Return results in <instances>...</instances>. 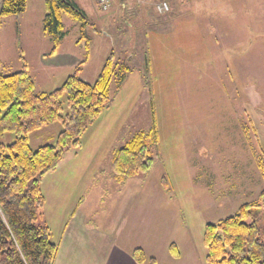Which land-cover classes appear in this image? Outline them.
Returning a JSON list of instances; mask_svg holds the SVG:
<instances>
[{"label":"rangeland","instance_id":"obj_1","mask_svg":"<svg viewBox=\"0 0 264 264\" xmlns=\"http://www.w3.org/2000/svg\"><path fill=\"white\" fill-rule=\"evenodd\" d=\"M70 1L101 34L88 27L77 44L79 25L65 17L61 62L78 61L79 78L93 85L112 57L113 102L46 176L43 194L70 195L74 205L84 199L83 215L95 213L99 231L124 252L140 249L156 264H206L205 226L233 217L264 190V0H115L107 12L95 0ZM27 2L34 18L44 0ZM161 3L173 10L157 13ZM2 22L1 73L10 75L22 66L17 26ZM30 63L38 94L60 89L75 70L42 78ZM62 105L65 116V96ZM60 131L54 123L30 134L31 149L54 145ZM138 134L154 165L119 183L113 154ZM15 139L5 133L0 144Z\"/></svg>","mask_w":264,"mask_h":264},{"label":"trees","instance_id":"obj_2","mask_svg":"<svg viewBox=\"0 0 264 264\" xmlns=\"http://www.w3.org/2000/svg\"><path fill=\"white\" fill-rule=\"evenodd\" d=\"M26 6L27 0H1L0 23L23 14ZM44 8L43 33L52 42L51 55L66 36L64 16L79 25V42L88 27L101 34L70 0H44ZM20 60L19 72L3 75L0 71V138L5 133L16 136L9 146L0 144V264H55L58 249L51 241L50 230L38 224L45 206L42 180L56 170L66 152L81 147L84 131L112 104L113 58L107 59L93 85L79 78L78 65L61 88L49 94L36 93L26 62L21 56ZM125 78L124 73L118 78L117 92ZM64 96L68 111L62 116ZM54 123L61 125L55 144L32 150L28 136ZM150 148L144 135L138 134L115 151L113 178L124 183L148 174L154 165ZM263 216L264 190L257 202L241 206L233 217L206 225V264H264ZM170 251L173 258H179L174 245ZM132 258L135 264H156L140 249L134 250Z\"/></svg>","mask_w":264,"mask_h":264},{"label":"crops","instance_id":"obj_3","mask_svg":"<svg viewBox=\"0 0 264 264\" xmlns=\"http://www.w3.org/2000/svg\"><path fill=\"white\" fill-rule=\"evenodd\" d=\"M114 1L110 0L111 5ZM224 1V6L230 2V0ZM224 8L227 10L228 6ZM28 11L27 2L26 11L23 14L7 17L2 21L15 22L18 33L16 49L26 62L32 80L34 81L32 77L34 70L31 68V60L36 63L37 72L42 74V78H47L45 73L53 71L54 68L57 69L56 72L66 68H76L78 61L61 62L59 47L51 55L52 42L43 33L44 6L40 5L38 14L34 18H32V14L29 15ZM222 15L227 18L225 13L220 14L219 17ZM62 23L65 27V16L62 18ZM77 44H81V42L78 40ZM18 59L20 61V58ZM2 64L0 59V71L2 70ZM17 68L18 66L15 65L14 70H16V73L21 70ZM46 176L43 178L42 184ZM44 197L45 206L38 219V224L44 225L50 230L51 241L58 249L55 264H135L132 258L133 251L131 253L124 252V248L115 239L99 231L94 219L95 213L91 212L85 216L83 215L84 199L74 205L71 202L70 195L67 194L55 193L48 199L44 193Z\"/></svg>","mask_w":264,"mask_h":264},{"label":"built area","instance_id":"obj_4","mask_svg":"<svg viewBox=\"0 0 264 264\" xmlns=\"http://www.w3.org/2000/svg\"><path fill=\"white\" fill-rule=\"evenodd\" d=\"M99 9L102 12H107L111 8V2L110 0H95ZM156 11L159 14L168 13L170 11V7L167 3H161L156 5Z\"/></svg>","mask_w":264,"mask_h":264}]
</instances>
